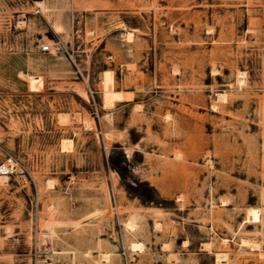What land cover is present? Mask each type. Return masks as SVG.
<instances>
[{
    "label": "rangeland",
    "instance_id": "1",
    "mask_svg": "<svg viewBox=\"0 0 264 264\" xmlns=\"http://www.w3.org/2000/svg\"><path fill=\"white\" fill-rule=\"evenodd\" d=\"M10 160L0 264H264V0H0Z\"/></svg>",
    "mask_w": 264,
    "mask_h": 264
},
{
    "label": "built area",
    "instance_id": "2",
    "mask_svg": "<svg viewBox=\"0 0 264 264\" xmlns=\"http://www.w3.org/2000/svg\"><path fill=\"white\" fill-rule=\"evenodd\" d=\"M41 51L43 53L51 52V47L49 45H43L41 47ZM18 168L17 165L10 160L9 162L4 163L0 166V177L7 176L10 177L17 172ZM38 255L34 258L33 264H49L48 255L51 253L50 246L45 245L42 249L37 251ZM41 257H44L41 259Z\"/></svg>",
    "mask_w": 264,
    "mask_h": 264
},
{
    "label": "bare ground",
    "instance_id": "3",
    "mask_svg": "<svg viewBox=\"0 0 264 264\" xmlns=\"http://www.w3.org/2000/svg\"><path fill=\"white\" fill-rule=\"evenodd\" d=\"M56 29L58 31H62L63 30V27H61L60 25H58ZM121 94L122 93L106 91V94H105V97H104L105 98L104 101H105V103H108V104H113V102H115V101H122L123 96ZM65 121H66V119H65ZM69 143H68V148L70 147ZM66 145L67 144H66V141H65L64 142V149L67 147ZM4 179H7V177H4ZM5 182H6V180H5Z\"/></svg>",
    "mask_w": 264,
    "mask_h": 264
},
{
    "label": "crops",
    "instance_id": "4",
    "mask_svg": "<svg viewBox=\"0 0 264 264\" xmlns=\"http://www.w3.org/2000/svg\"><path fill=\"white\" fill-rule=\"evenodd\" d=\"M34 4H42L45 5L47 3V0H30ZM75 0H67L69 4H72ZM61 26V25H60ZM62 27V26H61ZM33 82L34 89L42 88L44 87V82L42 78H31Z\"/></svg>",
    "mask_w": 264,
    "mask_h": 264
}]
</instances>
